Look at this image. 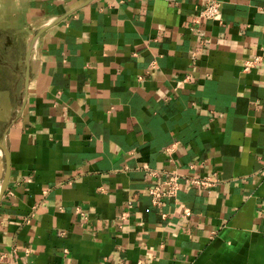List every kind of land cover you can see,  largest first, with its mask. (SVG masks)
<instances>
[{
	"label": "crops",
	"instance_id": "0c3cea01",
	"mask_svg": "<svg viewBox=\"0 0 264 264\" xmlns=\"http://www.w3.org/2000/svg\"><path fill=\"white\" fill-rule=\"evenodd\" d=\"M216 1L0 0V264H264V0Z\"/></svg>",
	"mask_w": 264,
	"mask_h": 264
},
{
	"label": "built area",
	"instance_id": "2783aa9c",
	"mask_svg": "<svg viewBox=\"0 0 264 264\" xmlns=\"http://www.w3.org/2000/svg\"><path fill=\"white\" fill-rule=\"evenodd\" d=\"M221 11V5L216 0H207L204 7L200 11V16L206 19H215L219 16ZM257 59L246 61L244 69L248 70L252 67ZM174 145L167 150L173 149ZM216 180L209 177H194V176H182L178 172H168L164 179L148 187V196L150 201L155 206L163 204L167 198L175 197L180 190L182 184H186L191 187H207L212 185ZM184 214L188 216L190 211L184 210Z\"/></svg>",
	"mask_w": 264,
	"mask_h": 264
},
{
	"label": "water",
	"instance_id": "95a60500",
	"mask_svg": "<svg viewBox=\"0 0 264 264\" xmlns=\"http://www.w3.org/2000/svg\"><path fill=\"white\" fill-rule=\"evenodd\" d=\"M35 38H36V35H34L33 38L31 39L30 44L27 47L26 52H25V62H26L25 86L27 85L28 79H29V68H28L29 55H30L31 48L33 46ZM0 150L2 151V153L4 155L5 163H6L3 179L0 182V202H1V199L5 193V190L7 188L8 182H9L10 171H11L9 150L6 146L5 139H2L0 141Z\"/></svg>",
	"mask_w": 264,
	"mask_h": 264
}]
</instances>
